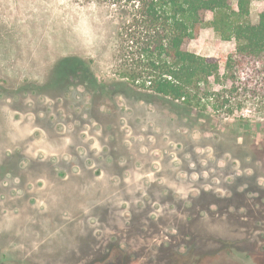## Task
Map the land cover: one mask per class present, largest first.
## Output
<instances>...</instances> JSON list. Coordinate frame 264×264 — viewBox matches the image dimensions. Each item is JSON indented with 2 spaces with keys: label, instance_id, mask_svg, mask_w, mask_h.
Wrapping results in <instances>:
<instances>
[{
  "label": "rangeland",
  "instance_id": "1",
  "mask_svg": "<svg viewBox=\"0 0 264 264\" xmlns=\"http://www.w3.org/2000/svg\"><path fill=\"white\" fill-rule=\"evenodd\" d=\"M119 25L111 0H0V264H264V121L129 87ZM69 56L116 91L55 76Z\"/></svg>",
  "mask_w": 264,
  "mask_h": 264
},
{
  "label": "trees",
  "instance_id": "2",
  "mask_svg": "<svg viewBox=\"0 0 264 264\" xmlns=\"http://www.w3.org/2000/svg\"><path fill=\"white\" fill-rule=\"evenodd\" d=\"M120 19L118 35L131 60L123 83L139 92L165 99L176 111L229 116L248 109L254 119L239 120L254 129L264 121V9L256 21L250 0H111ZM234 2V3H233ZM210 17L206 20V15ZM207 24L233 47L221 60L183 48ZM128 51V50H127ZM81 69L86 81L106 91L116 83L100 84L78 57L60 58L55 76ZM122 83V82H121ZM263 120V121H262Z\"/></svg>",
  "mask_w": 264,
  "mask_h": 264
}]
</instances>
